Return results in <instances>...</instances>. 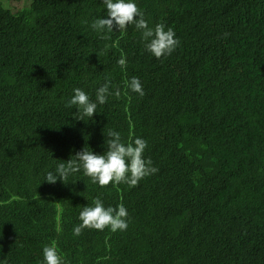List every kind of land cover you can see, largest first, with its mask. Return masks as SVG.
<instances>
[{
	"label": "trees",
	"instance_id": "1",
	"mask_svg": "<svg viewBox=\"0 0 264 264\" xmlns=\"http://www.w3.org/2000/svg\"><path fill=\"white\" fill-rule=\"evenodd\" d=\"M7 1L0 264H44L52 244L64 264H264V0H135L150 27L164 23L180 41L160 59L133 25L123 35L91 28L108 18L103 0ZM105 77L121 96L75 119L73 90L95 101ZM132 77L144 96L124 95ZM109 129L144 139L158 171L134 187H101L83 169L67 184L43 181L84 148L104 154ZM96 197L125 206L126 230L73 234Z\"/></svg>",
	"mask_w": 264,
	"mask_h": 264
},
{
	"label": "clouds",
	"instance_id": "2",
	"mask_svg": "<svg viewBox=\"0 0 264 264\" xmlns=\"http://www.w3.org/2000/svg\"><path fill=\"white\" fill-rule=\"evenodd\" d=\"M107 9L108 18H98L91 23V28L98 33H111L114 28L123 35L129 25H133L142 33V40L145 41V49L157 59L171 55L179 46L180 41L176 38L172 28L164 23H157L150 27L144 17V12L138 7L135 0H103ZM227 35V33H225ZM101 39L110 40V35H102ZM109 45H105V50ZM100 56L101 53H98ZM121 68H126L127 60L124 55L117 61ZM112 84L110 77H105V83L100 86L95 93L96 100L93 101L89 94L81 88H75L74 95L65 104V107L77 109L73 117L78 120L91 118L97 109L98 104H105L110 95L116 98L121 96V89L115 88L111 91ZM125 92L130 89L132 92L144 96L145 92L139 78L132 77L124 83ZM107 149L104 154H95L87 149H82L67 160V163L57 165L55 172L48 171L43 181L50 184L56 183L59 178L67 184L68 177L81 169L84 175L91 178L93 183L101 187L110 184H125L129 187L137 186L139 181L147 176L155 174L158 169L152 166L151 159L144 158V151L147 142L139 137L125 143L122 141L121 134L112 129L107 133ZM39 197V196H38ZM94 206H85L79 214L82 223L77 225L73 234L79 236L84 229H96L103 231L109 228L112 232L124 231L128 227V211L121 203L115 207H105L102 200L96 197L93 201ZM44 264H64L60 253L55 244L43 248Z\"/></svg>",
	"mask_w": 264,
	"mask_h": 264
},
{
	"label": "rangeland",
	"instance_id": "3",
	"mask_svg": "<svg viewBox=\"0 0 264 264\" xmlns=\"http://www.w3.org/2000/svg\"><path fill=\"white\" fill-rule=\"evenodd\" d=\"M9 3H10V5H14V4L19 5L21 3V1L20 0H8L6 5H8Z\"/></svg>",
	"mask_w": 264,
	"mask_h": 264
}]
</instances>
